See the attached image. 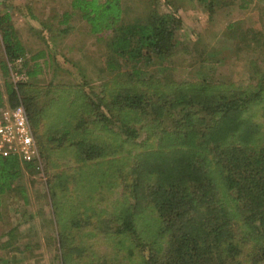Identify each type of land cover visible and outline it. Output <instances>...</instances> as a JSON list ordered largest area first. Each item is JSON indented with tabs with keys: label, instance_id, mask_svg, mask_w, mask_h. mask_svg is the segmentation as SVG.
Listing matches in <instances>:
<instances>
[{
	"label": "trees",
	"instance_id": "obj_1",
	"mask_svg": "<svg viewBox=\"0 0 264 264\" xmlns=\"http://www.w3.org/2000/svg\"><path fill=\"white\" fill-rule=\"evenodd\" d=\"M251 1L236 0L240 8ZM70 6L61 21L77 11L92 33L109 36L105 68L116 75L94 94L96 99L87 96L81 114L92 112L100 131L112 132L116 140L111 144L82 134L74 137L68 127L56 138L68 141L79 160L119 154L128 145L123 154L109 159L115 164V181L128 189L110 212L109 222L116 220L109 229L118 235L135 231V216L150 206L159 219L163 243L161 250L148 254L146 264L258 263L264 258V30L248 26L234 46L237 57L249 60L250 80L255 81L224 78L219 57L211 58L204 47L194 49L198 60L209 59L203 73L178 80L163 73L155 77L147 67L174 49L180 18L173 11L155 5L141 20L126 19L121 0H71ZM208 7L212 9L214 2ZM0 47L5 55L0 59L5 105H14L21 99L19 86L24 81H12L8 62L21 56L25 66L27 48L8 9L0 11ZM261 49V56L253 58L252 53ZM28 73L35 75L37 68ZM25 98L39 144L46 139L34 128L40 108ZM83 121L81 117L78 125ZM24 169L16 156H0V204L2 194L17 185L27 198L25 186L17 183ZM90 209L87 214L84 207L81 213L86 218L100 216L101 209ZM80 222L71 221L76 227ZM60 233L56 256L63 264H108L76 260L69 253L77 251L82 257L88 246L74 245ZM19 241L9 234L0 246L19 248ZM23 243L29 248V242Z\"/></svg>",
	"mask_w": 264,
	"mask_h": 264
},
{
	"label": "rangeland",
	"instance_id": "obj_2",
	"mask_svg": "<svg viewBox=\"0 0 264 264\" xmlns=\"http://www.w3.org/2000/svg\"><path fill=\"white\" fill-rule=\"evenodd\" d=\"M70 1L0 0V11L8 9L27 48L24 68L28 78L19 86V96L24 103L29 96L40 108L34 128L46 138H41L43 142L39 143L42 171L24 169L17 181L25 186L27 198L20 195L19 185L2 194L0 244L9 234H16L20 241L19 248L0 246V264H63L56 256L60 254V232L74 245L88 246L82 257L77 251L69 253L81 262L146 264L148 254L161 250L163 243L158 232L159 219L150 206L143 207L135 216V231L118 235L113 228L109 229V223L116 220L109 222L110 212L115 210L116 202L126 197L128 190L124 182L115 181V164L109 159L123 154L128 145L119 154L79 160L67 145L68 141L56 138L68 127L74 137L82 134L111 144L116 140L112 132L100 131L92 112L81 114L85 110L84 102L89 99L87 96L96 99L94 94L101 86L108 87L116 75L115 71L105 68L108 55L105 39L109 36L105 33L100 38V33H92L77 11L61 21L62 13L72 9ZM121 2L126 19L142 20L155 5L160 10L173 11L180 18L173 51L147 66L151 75L163 73L178 80L198 76L208 66L209 59L198 60L194 49L204 47L211 58L219 57L217 65L224 78L246 83L255 81V77L250 80L249 60L237 57L234 46L248 26L264 30V0H252L246 8L238 7L236 0ZM210 2H214L212 9L208 7ZM262 50H256L252 57L261 56ZM3 58L0 47V59ZM34 68L37 73L30 75L28 71ZM0 90L5 105L7 95L1 73ZM81 117L84 121L78 125ZM82 127H88L87 131L81 130ZM144 131L140 140L145 136ZM110 172L114 174L109 175ZM84 207L88 208L87 214L93 207L101 209V214L86 218L81 213ZM73 218L80 219L78 227L71 223ZM23 242H29V248H23ZM257 262L264 264V258Z\"/></svg>",
	"mask_w": 264,
	"mask_h": 264
},
{
	"label": "built area",
	"instance_id": "obj_3",
	"mask_svg": "<svg viewBox=\"0 0 264 264\" xmlns=\"http://www.w3.org/2000/svg\"><path fill=\"white\" fill-rule=\"evenodd\" d=\"M22 57L8 62L14 83L26 81L28 74ZM16 156L26 168L42 171V158L28 110L20 99L0 107V156ZM29 165V166H28Z\"/></svg>",
	"mask_w": 264,
	"mask_h": 264
}]
</instances>
